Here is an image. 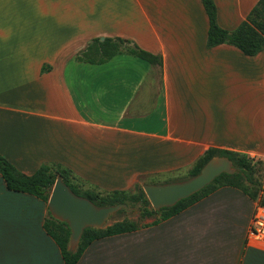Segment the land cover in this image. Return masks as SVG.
Here are the masks:
<instances>
[{
  "label": "crops",
  "instance_id": "crops-1",
  "mask_svg": "<svg viewBox=\"0 0 264 264\" xmlns=\"http://www.w3.org/2000/svg\"><path fill=\"white\" fill-rule=\"evenodd\" d=\"M256 1L214 0L218 24L234 29ZM207 28L200 0H0V155L25 174L59 163L105 191L175 176L208 148L264 157V50L208 48ZM94 37L132 39L162 65L76 60ZM257 205L222 186L92 241L77 264H264L248 235ZM46 212L0 176V264H62Z\"/></svg>",
  "mask_w": 264,
  "mask_h": 264
},
{
  "label": "trees",
  "instance_id": "trees-1",
  "mask_svg": "<svg viewBox=\"0 0 264 264\" xmlns=\"http://www.w3.org/2000/svg\"><path fill=\"white\" fill-rule=\"evenodd\" d=\"M200 2L208 20L206 47L210 48L224 43L230 44L248 56L256 55L264 50V0H257L245 18L232 30L224 29L218 24L214 0H200ZM122 52L134 55L152 65L159 67L162 65L160 55L143 50L136 43L122 37H94L77 53L75 59L98 64ZM42 70H45V68H42ZM213 156L228 157L233 163L235 172L232 174L221 173L201 190L179 200L173 206L163 207L159 210L149 207L151 205L142 189L143 184L154 183L153 181L143 182L141 185L136 182L132 188L133 192L130 189L109 191L97 190L91 187L83 189L79 182L77 183L78 178L73 175L71 170L59 163H45L40 165L32 174H25L20 172L2 155H0V176L8 190L34 195L46 204L47 214L42 223L43 230L58 246L62 264H77L80 256L92 241L130 232L144 224L137 225L136 222L123 218L105 227H87L83 230L76 248L73 251L69 250L70 229L68 224L54 218L47 207L50 191L58 176L75 194L88 198L97 206L126 203L128 207H133L135 204L140 203L138 208L142 216H158L153 223L179 213L222 186L237 188L250 199L257 201L259 205L264 206V191L261 192L262 180L258 182L254 178L253 159L237 151L208 148L202 156L195 160L183 178L166 180L162 183L182 180L196 175L206 161ZM123 213L126 212L120 209L115 214Z\"/></svg>",
  "mask_w": 264,
  "mask_h": 264
},
{
  "label": "water",
  "instance_id": "water-1",
  "mask_svg": "<svg viewBox=\"0 0 264 264\" xmlns=\"http://www.w3.org/2000/svg\"><path fill=\"white\" fill-rule=\"evenodd\" d=\"M235 172L232 161L226 156H213L200 168L199 172L182 180L165 183H145L142 189L151 207L159 210L170 207L179 200L201 190L221 173ZM140 203L128 207L126 203L97 206L88 198L75 194L57 177L49 194L47 207L50 214L68 224L70 229L69 250L73 251L87 227L100 228L118 210L126 213L135 210Z\"/></svg>",
  "mask_w": 264,
  "mask_h": 264
},
{
  "label": "rangeland",
  "instance_id": "rangeland-1",
  "mask_svg": "<svg viewBox=\"0 0 264 264\" xmlns=\"http://www.w3.org/2000/svg\"><path fill=\"white\" fill-rule=\"evenodd\" d=\"M129 40L134 42L132 39H129ZM249 157H251V156H249ZM251 158L253 159V168H254L253 175H254V178L256 179V181L260 182L264 176V157H260L259 155H257V156L251 157ZM186 171L187 170H185L184 172H178L175 174V176H168V177H164V176H159L158 178L153 177V176H151V177H138L137 183H139L140 185L143 182H148V181H153L154 183H162L163 181H166V180H173L175 178L176 179L177 178H183L186 175ZM76 181H77V183L79 182V184L81 185V187L83 189L91 187V188H95L97 190H100V189L96 188L95 186H93V185H91V184H89L83 180L77 179ZM132 188L130 189L131 192H133ZM138 207L129 213L113 214L107 220V222L105 223V225L103 227L110 225L113 222H115L117 220H121L123 218H128L129 220L136 222L137 225H141V224H145L151 218L158 217L157 215H153L151 217L142 216L140 213V209ZM149 207L151 208V206H149Z\"/></svg>",
  "mask_w": 264,
  "mask_h": 264
},
{
  "label": "built area",
  "instance_id": "built-area-1",
  "mask_svg": "<svg viewBox=\"0 0 264 264\" xmlns=\"http://www.w3.org/2000/svg\"><path fill=\"white\" fill-rule=\"evenodd\" d=\"M264 191V176L261 181V192ZM248 235L264 244V206L257 205L252 213Z\"/></svg>",
  "mask_w": 264,
  "mask_h": 264
}]
</instances>
